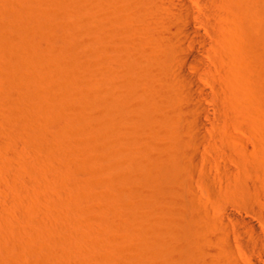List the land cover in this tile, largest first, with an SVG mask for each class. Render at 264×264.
<instances>
[{
	"label": "rangeland",
	"instance_id": "obj_1",
	"mask_svg": "<svg viewBox=\"0 0 264 264\" xmlns=\"http://www.w3.org/2000/svg\"><path fill=\"white\" fill-rule=\"evenodd\" d=\"M126 1L0 0V264H204L226 209L264 226V0L199 26L202 146L172 24Z\"/></svg>",
	"mask_w": 264,
	"mask_h": 264
},
{
	"label": "bare ground",
	"instance_id": "obj_2",
	"mask_svg": "<svg viewBox=\"0 0 264 264\" xmlns=\"http://www.w3.org/2000/svg\"><path fill=\"white\" fill-rule=\"evenodd\" d=\"M148 1L153 5L148 7ZM126 2V9L133 14H141V17L142 14H151V17L149 15L147 17L150 19H148L146 24L148 32L157 31L156 28L161 27L165 21L173 25L169 26L168 30L177 34L180 47L177 56L179 65L175 68V72L179 80L184 83L187 92H189L187 94L183 92L184 95L181 96L190 105L185 110V114L189 111L191 116L188 117L193 118L194 114L192 115V113L194 112V117L196 115L199 116L196 112L202 115L206 114V116L209 115L210 109L217 112L219 109L218 103L214 101L210 103L208 101L209 104H207L206 100L210 98V93L200 83L201 78L206 80L205 73L200 70L194 73L202 65V60L194 52V48L196 44L201 48L206 47L207 40L199 26H205L208 17L213 14L211 9L218 6L219 1L127 0ZM189 94H191V97ZM192 96L194 99H192ZM189 112L188 115H190ZM180 114L184 113L181 111ZM211 117L206 119L208 121L211 119L208 123L204 122L205 119H202V117H198L196 120L195 118H193L194 120L190 119L193 122L192 128L194 130H192L195 132H193L194 134L192 133L193 135L190 134V140L194 142L193 144L196 145L197 143L198 146L205 145V133H215L216 126L213 124L215 117L214 115ZM196 151H194V156H192L193 153H189L198 162V152L200 150ZM189 153L187 156H190ZM225 218L230 219L232 225ZM220 220L221 223L217 225L218 232L207 234L210 245L204 248V252L207 255L204 258V264H264V226L257 225L242 212L235 215L231 209H226L223 214H220ZM179 257L181 259L182 256ZM180 259L179 261H182ZM177 264H182V262H177Z\"/></svg>",
	"mask_w": 264,
	"mask_h": 264
}]
</instances>
